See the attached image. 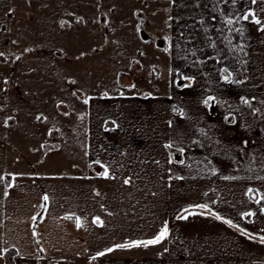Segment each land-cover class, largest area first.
I'll list each match as a JSON object with an SVG mask.
<instances>
[{
    "label": "crops",
    "instance_id": "crops-1",
    "mask_svg": "<svg viewBox=\"0 0 264 264\" xmlns=\"http://www.w3.org/2000/svg\"><path fill=\"white\" fill-rule=\"evenodd\" d=\"M168 4L167 92L91 96L83 158L8 180L0 264H264V0Z\"/></svg>",
    "mask_w": 264,
    "mask_h": 264
},
{
    "label": "rangeland",
    "instance_id": "rangeland-1",
    "mask_svg": "<svg viewBox=\"0 0 264 264\" xmlns=\"http://www.w3.org/2000/svg\"><path fill=\"white\" fill-rule=\"evenodd\" d=\"M168 2L0 0V199L16 174L83 158L91 96L167 92Z\"/></svg>",
    "mask_w": 264,
    "mask_h": 264
},
{
    "label": "snow or ice",
    "instance_id": "snow-or-ice-1",
    "mask_svg": "<svg viewBox=\"0 0 264 264\" xmlns=\"http://www.w3.org/2000/svg\"><path fill=\"white\" fill-rule=\"evenodd\" d=\"M245 19H247V17H245ZM255 22H256L257 24L260 23L259 20H256ZM106 174H107V173L105 172V175H106ZM45 199H47V198L45 197ZM217 219H219V217H217ZM226 223L231 224V221H226ZM166 235H167V228L165 227V228L161 231V233L159 234V236H157L154 240L146 241V242H143V243L145 244V246H147L148 244L159 243L160 240L163 239L164 236H166ZM261 242H264V238H261ZM119 247H125V245H120ZM109 251H111V249H110ZM99 255H104V253H100Z\"/></svg>",
    "mask_w": 264,
    "mask_h": 264
}]
</instances>
